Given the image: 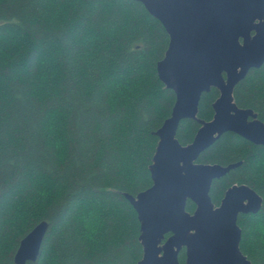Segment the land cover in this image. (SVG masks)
I'll return each instance as SVG.
<instances>
[{
	"label": "trees",
	"instance_id": "obj_1",
	"mask_svg": "<svg viewBox=\"0 0 264 264\" xmlns=\"http://www.w3.org/2000/svg\"><path fill=\"white\" fill-rule=\"evenodd\" d=\"M169 40L137 0H0V264H15L20 240L42 220L50 227L28 264L139 262L140 221L125 193L153 184L155 132L176 100L157 71ZM219 95H202L197 119L179 125L180 143L213 119ZM234 99L264 121V64ZM197 162H241L210 194L218 206L229 187L247 184L263 197L238 223L242 252L264 264V146L227 132ZM179 258L186 263L185 249Z\"/></svg>",
	"mask_w": 264,
	"mask_h": 264
},
{
	"label": "water",
	"instance_id": "obj_2",
	"mask_svg": "<svg viewBox=\"0 0 264 264\" xmlns=\"http://www.w3.org/2000/svg\"><path fill=\"white\" fill-rule=\"evenodd\" d=\"M159 19L170 40L157 71L176 94L171 115L155 132L159 141L150 165L153 184L136 196L143 256L137 264H252L242 252L240 214L258 213L263 197L247 184H233L216 205L210 191L241 162H197L224 133L264 146V121L234 99L236 86L264 64V0H137ZM217 88L210 121L199 120L194 140L177 138L183 119H197L202 95ZM195 203L194 212L187 209ZM50 223L40 221L21 240L15 264L36 262Z\"/></svg>",
	"mask_w": 264,
	"mask_h": 264
},
{
	"label": "flooded vegetation",
	"instance_id": "obj_3",
	"mask_svg": "<svg viewBox=\"0 0 264 264\" xmlns=\"http://www.w3.org/2000/svg\"><path fill=\"white\" fill-rule=\"evenodd\" d=\"M253 143V142H252ZM255 144V143H254ZM257 145V144H256Z\"/></svg>",
	"mask_w": 264,
	"mask_h": 264
}]
</instances>
